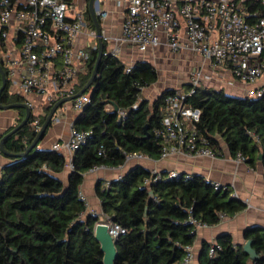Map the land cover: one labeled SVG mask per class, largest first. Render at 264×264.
<instances>
[{"label": "trees", "instance_id": "16d2710c", "mask_svg": "<svg viewBox=\"0 0 264 264\" xmlns=\"http://www.w3.org/2000/svg\"><path fill=\"white\" fill-rule=\"evenodd\" d=\"M245 5L251 21L260 6L255 0ZM86 17L94 29L88 11ZM96 55V49L88 50L86 68L77 76V92L90 78ZM124 68L118 57L102 56L87 91L90 102L73 123L90 135L73 154L66 183L57 178L65 169V157L54 150L35 147L22 158H9L0 169V264H103L93 234L101 221L96 215H85L79 195L83 176L93 167L123 166L124 153H140L157 161L161 142L155 132L161 128L164 98L174 91H162L149 101L141 92L157 81L156 70L144 61H137L129 73ZM7 84L0 103H22L19 95H9ZM187 102L200 111L195 128L210 147L216 151L222 141L232 157L240 154L249 166L261 153L264 172V96L234 97L222 89L199 86ZM106 105L113 110L107 111ZM50 108L47 105L45 112ZM18 112L19 123L24 111ZM33 120L31 115L29 124L5 141V151H25L36 134ZM167 175L161 173L158 180L145 185L150 171L134 165L107 187L97 184L104 219L124 230L115 242L114 264H183L184 247L192 246L196 235L190 221L213 226L221 217H233L246 208L239 199L229 197L227 188L215 191L201 176ZM243 236L252 241L257 260L252 261L223 234L215 245L201 244L198 264H264V230L250 227ZM211 248L213 255H209Z\"/></svg>", "mask_w": 264, "mask_h": 264}, {"label": "built area", "instance_id": "2783aa9c", "mask_svg": "<svg viewBox=\"0 0 264 264\" xmlns=\"http://www.w3.org/2000/svg\"><path fill=\"white\" fill-rule=\"evenodd\" d=\"M75 1L0 0V59L6 77L18 86L19 95H38L51 107L58 100L77 93V76L86 68L88 50H97V43L95 31L88 25L86 8H79ZM123 1L126 10L120 37L106 36L101 30L104 55L117 56L121 45H131L139 52H145L164 44L172 53L185 51L200 56L211 70L227 68L233 79L249 85L244 97L264 96V81L258 83L264 78V0H256L260 12L253 14L251 21L245 5L247 0ZM95 14L99 23L106 17L102 6ZM80 34H85L88 41L77 48L75 40ZM132 67L125 65V73ZM209 79L200 68H192L188 73V91L174 90L165 96L161 128L155 132L161 142L158 160L179 155L215 157L214 148L195 128L200 111L187 102V97L200 83ZM89 102V95L84 93L69 103L78 115ZM106 110L113 108L106 105ZM32 126L36 132L38 120L32 122ZM89 135L90 132L79 131L71 123L67 141L54 143L52 150L63 152L71 170L73 154ZM235 158L244 162L240 154ZM148 160L140 153H124V164ZM99 168L93 167L89 172ZM150 174L145 185L161 176L156 171H150ZM180 174L169 172L167 177L175 178ZM205 182L211 183L215 191L225 190L218 183ZM104 222L112 239L124 232L107 218ZM190 224L196 230L204 227L195 221ZM184 249L183 264H191L193 247L185 246ZM213 254L211 248L209 255Z\"/></svg>", "mask_w": 264, "mask_h": 264}, {"label": "crops", "instance_id": "0c3cea01", "mask_svg": "<svg viewBox=\"0 0 264 264\" xmlns=\"http://www.w3.org/2000/svg\"><path fill=\"white\" fill-rule=\"evenodd\" d=\"M87 2L88 0L75 1L79 8H86V10ZM102 10L106 12V17L100 22L101 30L106 36L112 38L120 37L123 14L126 10L125 2L123 0H103ZM87 41L86 35L80 34L75 40V46L77 48L83 47ZM109 46L110 45H108V47ZM116 57L127 66L134 65L137 61L147 62L156 70L157 75L161 76L162 74L161 87L163 88H160L161 90H159L157 96L164 91L162 89H185L188 86V73L192 68H200L205 75L210 77L209 80H211V82L215 81V85L220 86L221 84H225L227 90H224V92L228 95L244 97L249 87L247 84L240 83L235 79H230L232 77L227 68L211 70L207 64L202 61L200 56L185 51L172 53L164 44L145 52H139L131 45H121L119 54ZM0 62L5 72L6 69L1 59ZM164 64L165 71H160L157 66ZM180 65L186 67V72L183 76H181L180 70H177V67ZM176 70V73H178L180 77L179 84H175V76H171L172 72L174 71L175 73ZM209 80H203V82H208ZM263 81L264 78L259 80L258 83ZM6 83H8L7 89L9 95H19L18 86L13 84L8 77H6ZM153 91L155 90L153 89ZM19 96L23 98L22 103L29 107L31 115L34 117L32 122L38 120L39 130L48 114L45 112L47 104L38 95H28L27 97H23L22 95ZM142 96H144L143 93ZM145 99L147 98L145 97ZM18 110L19 109L0 110V139L22 121L18 123L20 117ZM78 115L71 109L69 102L63 103L53 114L51 123L39 140L36 150L51 151L54 143L61 144L67 141L69 125L74 123ZM60 153L63 155V152ZM258 155L254 165L249 166L246 162L237 161L235 157H232L224 143L219 141V148L216 150V155L213 158H196L179 155L171 156L166 160L130 162L118 168L100 167L93 172L88 171L84 174L82 184L79 188L80 194L85 201V215L93 214L99 217V221L105 220L101 211L100 202L95 193L97 184L101 183L102 186L107 187L109 181L118 179V177L123 175L134 165H142L147 170L156 171L160 174L178 172L188 175H198L203 177L204 180L218 183L227 188L230 198L235 197L239 199L246 205V208L233 217H221L216 225L204 226L196 230L194 243L192 245L194 258L191 264H198V255L203 242L214 244L220 235L228 234L235 246L242 247L245 241H247L243 236L247 228L258 227L264 230V172L261 161L258 160ZM9 158L11 157H7L0 152V169L10 162ZM65 162V169L62 173L57 175V178L63 183H66L70 171L66 160Z\"/></svg>", "mask_w": 264, "mask_h": 264}, {"label": "water", "instance_id": "95a60500", "mask_svg": "<svg viewBox=\"0 0 264 264\" xmlns=\"http://www.w3.org/2000/svg\"><path fill=\"white\" fill-rule=\"evenodd\" d=\"M102 4H103V0H88V2H87V11H88L90 19L93 23L94 31L96 34V43H97L96 60H95L94 68L92 70V73H91L90 78L88 79L87 83L74 96L60 99L52 105V107L50 108V110H49L44 122L42 123L40 129L37 132H35L36 134H35L33 140L31 141L29 146L25 149V151L20 153V154H12V153L5 151L3 144L15 132H17L18 130L22 129L24 126L29 124L31 111H30L29 107L24 103H13V104H8V105H1L0 104V110L22 109V110H24V113H25L22 121L17 126H15L11 131L6 133L0 139V152L3 155H5L7 157H11V158H22V157L26 156L32 149H34L37 146L39 140L42 138L44 132L46 131L49 124L51 123V120H52V117H53V114L55 113V111L63 103L70 102L74 98L79 97L80 95L86 93L90 89L93 81L96 78L101 58L104 55V43L101 39V26H100V23L97 19L96 14H95V11H97L99 9V6H102ZM0 81H1V84H0V95H1V93L4 91V89L6 87V75H5V72H4L3 68L1 67V65H0ZM144 131L146 132V127L144 128ZM262 157H263V155L260 153L258 155V160L261 161ZM93 234H94L95 240L99 243L100 251L103 254L102 263L103 264H114V261L116 259V255H117L116 249H115V242H116L117 238L112 239V237L108 234L107 224L105 222H102V221L95 224ZM242 251L252 261H255L258 259V256H257L255 250L252 248V241L251 240L245 241V243L242 245Z\"/></svg>", "mask_w": 264, "mask_h": 264}, {"label": "rangeland", "instance_id": "374dc122", "mask_svg": "<svg viewBox=\"0 0 264 264\" xmlns=\"http://www.w3.org/2000/svg\"><path fill=\"white\" fill-rule=\"evenodd\" d=\"M164 66H165V64L164 65H158L157 67H158V69L160 71L161 70L165 71L164 70ZM177 68H178L177 70H180L179 72H180L181 76H183V74H185V72H186V70H185L186 67L184 65H180ZM177 70L175 71V73L177 72ZM175 73L173 71L171 76L172 77L175 76L174 82H175V84L176 83L179 84L180 83L179 82L180 81V77H179L178 73H176V74ZM230 79H233V78H230ZM221 85H222V87H221ZM221 85L220 86L219 85H215V81L211 82V80H209L208 82H201L199 86H205V87L213 88V89H222L223 91L227 90L225 88L226 87L225 84H221ZM161 86H162V74H161V76L158 75V80H157V82L155 84H153L150 88H146V89L143 90V92H142L143 95H144L143 97L144 98L146 97L149 101H152L157 96V94L159 93V90H161L160 88H163ZM153 89L155 91H153ZM162 90H165V89H162ZM181 90L183 91L184 89L182 88ZM86 94H88V92Z\"/></svg>", "mask_w": 264, "mask_h": 264}]
</instances>
